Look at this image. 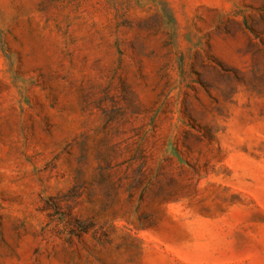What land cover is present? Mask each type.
I'll use <instances>...</instances> for the list:
<instances>
[{
  "label": "rangeland",
  "instance_id": "obj_1",
  "mask_svg": "<svg viewBox=\"0 0 264 264\" xmlns=\"http://www.w3.org/2000/svg\"><path fill=\"white\" fill-rule=\"evenodd\" d=\"M0 264H264V0H0Z\"/></svg>",
  "mask_w": 264,
  "mask_h": 264
}]
</instances>
